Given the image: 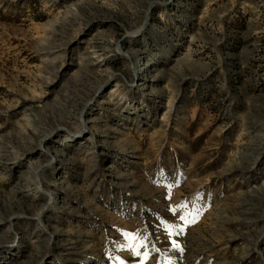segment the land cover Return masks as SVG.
<instances>
[{"label": "rangeland", "instance_id": "1", "mask_svg": "<svg viewBox=\"0 0 264 264\" xmlns=\"http://www.w3.org/2000/svg\"><path fill=\"white\" fill-rule=\"evenodd\" d=\"M0 264H264V0H0Z\"/></svg>", "mask_w": 264, "mask_h": 264}, {"label": "bare ground", "instance_id": "2", "mask_svg": "<svg viewBox=\"0 0 264 264\" xmlns=\"http://www.w3.org/2000/svg\"><path fill=\"white\" fill-rule=\"evenodd\" d=\"M87 123H88V121L85 122V121L83 120V125H84V126H87ZM117 132H118V131H117ZM45 149H46V148H45ZM109 168H112V167L110 166Z\"/></svg>", "mask_w": 264, "mask_h": 264}, {"label": "snow or ice", "instance_id": "3", "mask_svg": "<svg viewBox=\"0 0 264 264\" xmlns=\"http://www.w3.org/2000/svg\"><path fill=\"white\" fill-rule=\"evenodd\" d=\"M178 207H184L183 205H180V206H178ZM182 219H183V217H182Z\"/></svg>", "mask_w": 264, "mask_h": 264}]
</instances>
